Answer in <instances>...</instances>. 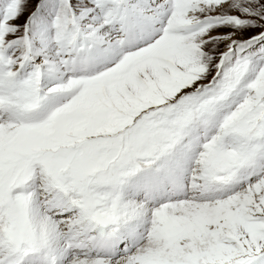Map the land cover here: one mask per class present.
<instances>
[{"label": "snow or ice", "instance_id": "1", "mask_svg": "<svg viewBox=\"0 0 264 264\" xmlns=\"http://www.w3.org/2000/svg\"><path fill=\"white\" fill-rule=\"evenodd\" d=\"M0 264H264V0H0Z\"/></svg>", "mask_w": 264, "mask_h": 264}, {"label": "rangeland", "instance_id": "2", "mask_svg": "<svg viewBox=\"0 0 264 264\" xmlns=\"http://www.w3.org/2000/svg\"><path fill=\"white\" fill-rule=\"evenodd\" d=\"M26 15V14H25ZM20 22H23V18L21 19V21Z\"/></svg>", "mask_w": 264, "mask_h": 264}]
</instances>
